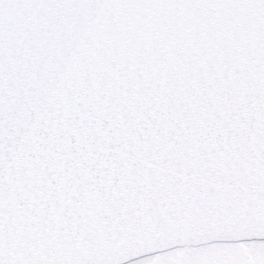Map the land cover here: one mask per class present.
Instances as JSON below:
<instances>
[{
  "label": "snow or ice",
  "instance_id": "snow-or-ice-1",
  "mask_svg": "<svg viewBox=\"0 0 264 264\" xmlns=\"http://www.w3.org/2000/svg\"><path fill=\"white\" fill-rule=\"evenodd\" d=\"M0 264H264V0H0Z\"/></svg>",
  "mask_w": 264,
  "mask_h": 264
}]
</instances>
